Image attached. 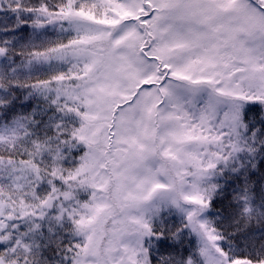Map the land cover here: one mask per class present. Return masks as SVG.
<instances>
[{
    "label": "snow or ice",
    "instance_id": "snow-or-ice-1",
    "mask_svg": "<svg viewBox=\"0 0 264 264\" xmlns=\"http://www.w3.org/2000/svg\"><path fill=\"white\" fill-rule=\"evenodd\" d=\"M0 264H264V0H0Z\"/></svg>",
    "mask_w": 264,
    "mask_h": 264
}]
</instances>
